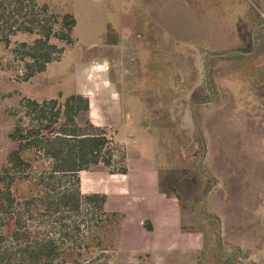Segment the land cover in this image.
<instances>
[{"label":"rangeland","instance_id":"374dc122","mask_svg":"<svg viewBox=\"0 0 264 264\" xmlns=\"http://www.w3.org/2000/svg\"><path fill=\"white\" fill-rule=\"evenodd\" d=\"M38 3L59 22L74 16L73 45L52 38L64 49L60 60L25 82L21 45L38 36L17 33L8 47L0 44V169L17 146L9 135L23 117L21 101L63 102L96 66L138 106L115 140L126 144L132 134L129 163L160 171L161 188L177 198L190 234L186 247L155 253L149 264H264V0ZM107 133L118 161L124 147ZM28 190L23 182L14 192L21 199ZM90 251L79 258L69 250L64 260L124 264L116 251Z\"/></svg>","mask_w":264,"mask_h":264},{"label":"trees","instance_id":"16d2710c","mask_svg":"<svg viewBox=\"0 0 264 264\" xmlns=\"http://www.w3.org/2000/svg\"><path fill=\"white\" fill-rule=\"evenodd\" d=\"M75 25L73 15L59 22L38 0H0V44L8 47L17 33L38 36L21 45L25 82L60 60L64 49L49 42L73 45ZM20 109L23 117L9 135L17 146L0 169V264H67L69 250L79 258L91 249L117 251L123 215L105 211L104 195L82 194L80 174L103 168L125 175V155L117 161L107 130L91 123L89 100L24 99ZM23 182L28 195L19 199L14 190Z\"/></svg>","mask_w":264,"mask_h":264},{"label":"crops","instance_id":"0c3cea01","mask_svg":"<svg viewBox=\"0 0 264 264\" xmlns=\"http://www.w3.org/2000/svg\"><path fill=\"white\" fill-rule=\"evenodd\" d=\"M94 68L93 75H87L86 80H78L74 94L89 100L88 115L94 126L113 130L114 141L124 147L127 173L112 175L106 170L82 172L81 182L84 175L91 190L87 195L105 196L106 212L123 215L116 254L124 256V264H149L155 253H161L162 258L177 248L186 247L190 234L182 225L177 198L161 188L160 171L129 163L128 149L130 142H135L132 134H127L126 144L115 140L120 131L129 129L124 119L134 117L138 111L136 102L124 100L113 84L102 78L101 74L107 71Z\"/></svg>","mask_w":264,"mask_h":264},{"label":"water","instance_id":"95a60500","mask_svg":"<svg viewBox=\"0 0 264 264\" xmlns=\"http://www.w3.org/2000/svg\"><path fill=\"white\" fill-rule=\"evenodd\" d=\"M209 220V219H208Z\"/></svg>","mask_w":264,"mask_h":264}]
</instances>
